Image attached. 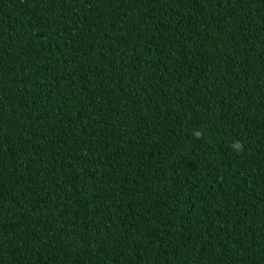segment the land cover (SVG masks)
<instances>
[{
    "label": "trees",
    "instance_id": "16d2710c",
    "mask_svg": "<svg viewBox=\"0 0 264 264\" xmlns=\"http://www.w3.org/2000/svg\"><path fill=\"white\" fill-rule=\"evenodd\" d=\"M0 264H264V0H0Z\"/></svg>",
    "mask_w": 264,
    "mask_h": 264
},
{
    "label": "clouds",
    "instance_id": "9594fccd",
    "mask_svg": "<svg viewBox=\"0 0 264 264\" xmlns=\"http://www.w3.org/2000/svg\"><path fill=\"white\" fill-rule=\"evenodd\" d=\"M197 135H199V134H197ZM239 146H240L239 143H237L236 147H239Z\"/></svg>",
    "mask_w": 264,
    "mask_h": 264
}]
</instances>
